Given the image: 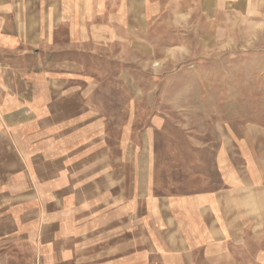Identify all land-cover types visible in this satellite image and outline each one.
<instances>
[{"label":"rangeland","instance_id":"1","mask_svg":"<svg viewBox=\"0 0 264 264\" xmlns=\"http://www.w3.org/2000/svg\"><path fill=\"white\" fill-rule=\"evenodd\" d=\"M26 2L39 34L0 36V264H264V0ZM230 191L261 205L222 234L188 209Z\"/></svg>","mask_w":264,"mask_h":264},{"label":"crops","instance_id":"2","mask_svg":"<svg viewBox=\"0 0 264 264\" xmlns=\"http://www.w3.org/2000/svg\"><path fill=\"white\" fill-rule=\"evenodd\" d=\"M68 0H63L64 3H67ZM70 1V0H69ZM58 2V1H57ZM26 0H0V36H9V35H19L24 36L26 34L36 35L37 32H28L26 27L27 13L31 10L27 7ZM30 2H28L29 4ZM31 4V3H30ZM35 20V16L33 18ZM56 19H54L53 23ZM12 21V23H11ZM13 29L14 31H10ZM16 30V31H15ZM2 47L3 44H0ZM228 194L223 195L222 198L217 199L216 195L212 202L211 194H202L198 196H189L188 198V209L195 213L200 211L205 215V220L209 222V227H212L216 230L217 233H221V227L230 225V221L234 215L235 209H238V212H244L249 216L251 208L257 205H261L258 195L255 193H249V191L237 192L235 195L232 191L227 192ZM156 198H153V200ZM216 202L218 204H216ZM166 203H161V206H164ZM212 205V208H211ZM220 206L221 212L225 213V222L221 223L219 220L212 216L213 206ZM215 210V209H214ZM216 212V210H215ZM178 219H180L178 217ZM210 220V221H209ZM181 224L179 223L178 228L180 229ZM220 231V232H219ZM181 234V231L179 230ZM222 234V233H221Z\"/></svg>","mask_w":264,"mask_h":264}]
</instances>
